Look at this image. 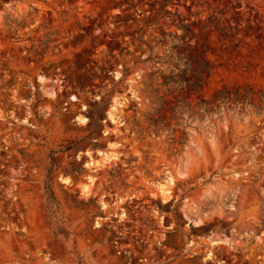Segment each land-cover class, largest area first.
I'll return each instance as SVG.
<instances>
[{"label":"rangeland","instance_id":"obj_1","mask_svg":"<svg viewBox=\"0 0 264 264\" xmlns=\"http://www.w3.org/2000/svg\"><path fill=\"white\" fill-rule=\"evenodd\" d=\"M0 264H264V0H0Z\"/></svg>","mask_w":264,"mask_h":264},{"label":"trees","instance_id":"obj_2","mask_svg":"<svg viewBox=\"0 0 264 264\" xmlns=\"http://www.w3.org/2000/svg\"><path fill=\"white\" fill-rule=\"evenodd\" d=\"M180 26L184 31V34L181 36V39H185L187 37V34H190L191 31L184 25H180ZM195 67H197L199 70V72L196 71L197 75H199L201 77H205V78H207L209 76L210 69H211V65H209V61L204 60L203 63L197 64V65H195ZM186 70H188V68H186ZM182 71L183 70H180V73ZM190 80H192V77L189 79V81ZM189 81H187L186 83L188 84ZM180 82L181 81H180V75L179 74H176V75L170 74V75L164 77V81L162 84L165 86H168V85L175 86V85L179 84ZM195 85H197L196 82H195ZM221 94H222L221 91H218L214 95V100L215 101L218 100L219 95H221ZM45 194H46V198L49 200V204L53 203V201L55 200V197H54V193H53L51 187L49 186L48 182L45 183Z\"/></svg>","mask_w":264,"mask_h":264},{"label":"bare ground","instance_id":"obj_3","mask_svg":"<svg viewBox=\"0 0 264 264\" xmlns=\"http://www.w3.org/2000/svg\"><path fill=\"white\" fill-rule=\"evenodd\" d=\"M114 110H116V105H113L112 107H111V109H110V111H109V119L111 120V121H114L115 119L113 118V114H112V111H114ZM86 120L85 119H81V122L82 123H84ZM101 154V156H102V162H99V161H97V162H99V163H101V165H102V163H106V162H108V161H111L113 158H116V156L115 155H112V154H109V153H105V152H102V153H99V155ZM91 162V161H90ZM90 163L88 162V165H89ZM62 180V182L64 183V184H66V183H68V181L66 180V179H61ZM166 182H168L169 184H173V182H172V178H168V180L166 181ZM162 183V182H158V184H157V186H158V190H159V192H160V194H162V196L165 194H168V192H169V187H168V185H167V183ZM169 186H171V185H169ZM168 187V188H167Z\"/></svg>","mask_w":264,"mask_h":264}]
</instances>
